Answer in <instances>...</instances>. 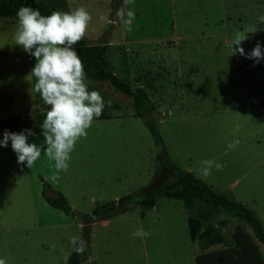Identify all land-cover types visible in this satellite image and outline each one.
I'll use <instances>...</instances> for the list:
<instances>
[{
	"label": "rangeland",
	"instance_id": "rangeland-1",
	"mask_svg": "<svg viewBox=\"0 0 264 264\" xmlns=\"http://www.w3.org/2000/svg\"><path fill=\"white\" fill-rule=\"evenodd\" d=\"M33 1L62 12L84 6L92 20L83 39L101 46L98 58L117 77L146 91L169 160L224 195L235 194L264 226V104L263 110L231 109L246 94L247 78L252 100L264 103V59L256 63L231 54L237 34H247L241 42L246 54L258 42L264 52V0H134L131 31L116 19L122 0ZM16 28L17 19L0 17V122L19 116L16 132L32 129L35 135L27 142L39 146L43 129L33 119L43 101L31 93L35 77L30 74L36 60L15 45ZM86 81L89 90L100 92L105 107L77 141L68 170L57 180L51 178L54 162L43 152L28 168L17 162L11 141L0 146V259L6 264H64L73 250L70 238L81 236L82 214L128 193L141 196L172 178L169 166L158 161L159 147L135 115L131 98L107 81ZM234 139L240 143L229 150ZM206 159L223 169L213 167L201 178ZM42 191L62 195L69 212L51 207ZM186 212L203 216L201 229L223 217L197 198L185 208L179 199L158 195L152 207L129 205L91 223L92 244L78 264H171L178 259L170 258L169 250L187 235ZM227 220L222 236H232L237 227L249 233L240 221L232 228L236 220ZM138 228L150 235L133 237ZM254 244L257 262L264 264V246Z\"/></svg>",
	"mask_w": 264,
	"mask_h": 264
},
{
	"label": "clouds",
	"instance_id": "clouds-1",
	"mask_svg": "<svg viewBox=\"0 0 264 264\" xmlns=\"http://www.w3.org/2000/svg\"><path fill=\"white\" fill-rule=\"evenodd\" d=\"M133 3L134 0H122L121 6L116 9V19L128 31L132 30L135 20V13L129 7ZM16 15L15 45L22 47L36 60L30 73L35 77L31 93L39 94L47 105L41 124L44 141L39 146L28 143V137L35 135L32 129L20 132L5 130L0 146L7 147L11 141L17 162L28 168L33 166L43 152L49 161L54 162L50 167L53 169L51 178L55 181L60 172L68 170L77 141L87 136V129L91 127L94 118L102 115L106 103L98 90H89L88 84L91 82L86 81L83 62L73 47L85 36L92 16L84 6L68 12L52 11L45 16L39 9L26 5L21 6ZM261 20L264 21V17ZM247 38V34H237L233 42L236 47L232 45L231 54L238 52L259 63L264 59L261 45L258 42L246 54L241 42ZM239 143L238 139H234L227 147L233 150ZM213 167L220 171L224 165L213 160L201 161L200 177L207 178ZM131 235L144 239L150 233L138 228ZM70 244L77 254H82L87 247V242L80 236L71 237ZM0 264H6V261L0 259Z\"/></svg>",
	"mask_w": 264,
	"mask_h": 264
},
{
	"label": "trees",
	"instance_id": "trees-1",
	"mask_svg": "<svg viewBox=\"0 0 264 264\" xmlns=\"http://www.w3.org/2000/svg\"><path fill=\"white\" fill-rule=\"evenodd\" d=\"M30 6L39 9L42 15H50L53 10L43 6L42 4L33 0H0V17L17 19V11L21 6ZM80 59L83 62L86 72V80L94 79L98 81H107L114 90L121 92L131 98L132 106L136 116L141 118L143 124L148 129L154 142L159 147L157 154L158 161L165 163L171 170V180L150 187L149 190L141 195L135 196L128 193L120 196L116 200L106 201L98 206H95L90 211L82 214L83 225L81 236L87 242L89 240V226L91 223L111 217L113 214L126 210L129 205H138L140 207H152L155 204V199L158 195H163L168 198H175L182 201L185 208H191L194 198H197L203 203L209 204L217 213L222 214L223 217L217 221V224H208L204 226L197 233V221L189 220L190 235L194 237L197 234V240L202 245H212L215 243L225 245L221 241V227L228 221V218H233L244 224L249 233H245L237 227L233 233L232 238L235 240V247L233 251L245 250L247 246L249 250L256 255V247L254 243L264 246V229L255 212L244 204L235 201L223 194L215 192L209 185L202 180L196 178L189 172H186L177 167L168 158L167 152L161 140V137L156 129L153 121V105L149 100L146 91L142 87L132 88L127 81L117 77L108 67H106L98 58L101 46L99 44L86 43L82 38L77 44L73 46ZM47 105L42 103V110L34 114L33 125H41L45 118ZM22 119L19 116L5 118L0 122V137L5 130L9 132H16L20 129ZM19 126V128H18ZM31 126V125H30ZM45 202L51 207L62 210L65 213L69 212V206L64 197L57 194L50 197L42 191ZM199 217V216H198ZM203 220V216L199 217ZM220 238V239H219ZM217 240V241H215ZM85 253L77 254L72 250L66 264H78ZM196 264L198 258L196 257ZM65 264V263H64Z\"/></svg>",
	"mask_w": 264,
	"mask_h": 264
},
{
	"label": "crops",
	"instance_id": "crops-1",
	"mask_svg": "<svg viewBox=\"0 0 264 264\" xmlns=\"http://www.w3.org/2000/svg\"><path fill=\"white\" fill-rule=\"evenodd\" d=\"M249 78H251V77H249ZM179 80H180V76H179ZM180 83H181V80H180ZM249 83H250V86H249ZM251 89H252L251 88V81H249V79L247 78V85L245 86V89H244V90H246V94L245 93L240 94V95H242V98H239L237 96L238 98L233 101V103L231 105L232 106L231 109L233 111L247 112L251 108L263 110V104L264 103L262 101H260V100L256 101L255 99L252 100V94L253 93L251 92ZM169 90L171 91L170 87H169ZM259 93H261V91ZM171 96H172V94H171V92H169L168 93L169 98L168 99L165 98V100H167L169 102L171 99ZM176 96L177 95L175 94L174 98ZM189 173H191V172H189ZM192 175H194V174H192ZM196 178H198V177H196ZM198 179H200V178H198ZM200 180H202V179H200ZM203 182L206 183L205 181H203ZM235 182H236V179H235V181H233L231 183V186H233L235 184ZM206 184L209 185L215 192L223 194L218 189L213 188L210 184H208V183H206ZM234 196H235V194L231 193L230 196H227V197L244 204V201H242L240 199L236 200V199H234V198H236ZM244 205L247 206L246 204H244ZM256 216L258 217L257 214H256ZM190 219L198 222L196 225V227L198 229L197 233L200 231V229L202 227V219H200L197 216H192L191 214H188L186 212V214H185V221H186L185 226H186L187 235L182 236V238H180L178 240L177 246L176 247L174 246L175 247V248L173 247L174 249L169 250L170 251V252H168L169 257L178 259L177 261L172 262L171 264H196V261H195L196 257L198 258V264H258L256 255L252 252V250H249L247 246L245 247V250H242V251L236 252V251L232 250L233 247H235V240L232 238L231 235H228L227 237L222 236V235L220 236L221 241L224 242L225 245L218 244V243H215V244H212L209 246L208 245H202L197 240V234L194 237H192L190 235V228H189V220ZM258 219L260 220L262 228L264 229V226L262 224L261 219L259 217H258ZM105 222L106 221H101L102 224ZM226 223H228V221ZM237 223L240 224V222L236 221L233 223L232 228ZM215 241H217V240H215ZM88 244L89 245L92 244L90 239L88 240ZM88 257H91V256L88 255ZM261 257L264 261V255L261 254Z\"/></svg>",
	"mask_w": 264,
	"mask_h": 264
}]
</instances>
